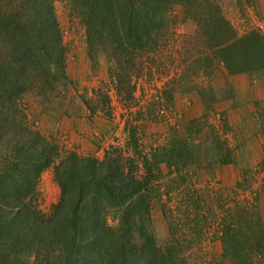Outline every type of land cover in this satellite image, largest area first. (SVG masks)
<instances>
[{
    "label": "trees",
    "instance_id": "trees-1",
    "mask_svg": "<svg viewBox=\"0 0 264 264\" xmlns=\"http://www.w3.org/2000/svg\"><path fill=\"white\" fill-rule=\"evenodd\" d=\"M55 1L0 0V264H24L32 254L36 264H181V236L157 240L151 211L162 162L185 161L192 142L180 139L144 154L131 136L132 154L109 145L101 158L62 156L56 137L31 126L21 108L27 93L49 104L70 84ZM62 1L85 26L88 55L108 64L120 96L132 92L135 59L176 43L177 5L196 25L192 35L198 39L184 50L192 42L183 36L181 71L207 60L213 70L222 64L231 75L264 69V35L254 29L240 36L232 32L221 0ZM80 97L90 114L108 101L100 88ZM220 160L229 162L228 151ZM52 164L59 197L44 213L37 208V185ZM256 206L229 209L218 221L223 257L232 264H251L257 256L246 251L264 239ZM257 246L259 254L264 247Z\"/></svg>",
    "mask_w": 264,
    "mask_h": 264
},
{
    "label": "rangeland",
    "instance_id": "rangeland-1",
    "mask_svg": "<svg viewBox=\"0 0 264 264\" xmlns=\"http://www.w3.org/2000/svg\"><path fill=\"white\" fill-rule=\"evenodd\" d=\"M220 4L237 36L253 29L264 35V0ZM54 14L70 84L49 104L32 93L24 95L21 108L29 124L55 136L62 156L75 152L101 158L109 145L129 148L132 154L133 138L144 154L180 139L192 142L185 161L162 162V184L152 201L154 233L161 243L170 235L181 236L180 248L185 251L181 264H232L223 257L219 219L229 209L238 213L257 205L264 222V69L231 75L222 64L213 70L207 60L181 71L179 50L191 48L198 39L192 35L196 25L184 19L177 5L176 43L164 53L135 59L129 78L132 92L120 96L108 76V64L89 57L81 20L62 0L54 2ZM187 35L192 44L183 50ZM98 88L107 93L108 101L90 114L80 96L92 97ZM227 151L229 162L222 163ZM53 167L41 173L37 185L36 204L44 213L59 197ZM250 244L247 254H257L249 257L250 263L264 264V248L256 252L257 245L264 247V239ZM24 264H36L34 255Z\"/></svg>",
    "mask_w": 264,
    "mask_h": 264
}]
</instances>
